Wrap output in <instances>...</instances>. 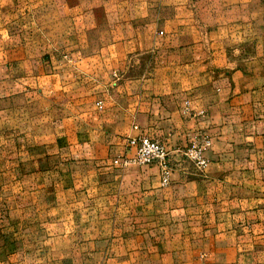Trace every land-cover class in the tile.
<instances>
[{
    "label": "crops",
    "instance_id": "crops-1",
    "mask_svg": "<svg viewBox=\"0 0 264 264\" xmlns=\"http://www.w3.org/2000/svg\"><path fill=\"white\" fill-rule=\"evenodd\" d=\"M103 3L109 36L74 65L41 36L57 0H0V264H264V0ZM140 135L168 185L114 165Z\"/></svg>",
    "mask_w": 264,
    "mask_h": 264
},
{
    "label": "rangeland",
    "instance_id": "rangeland-1",
    "mask_svg": "<svg viewBox=\"0 0 264 264\" xmlns=\"http://www.w3.org/2000/svg\"><path fill=\"white\" fill-rule=\"evenodd\" d=\"M66 1L72 2L74 5V29H73V35L70 37H67L66 30ZM106 0H57L58 2V9L54 8L48 12L55 15V13H58V19L56 17H50L47 19V23L44 24L41 29V36H43L44 39H46L45 44H47L50 48H58L60 52H65L64 57L66 60H72L74 65H78L83 59H85L86 56H82L83 51L85 54L91 53L100 45V40L104 36H109L105 33V10L103 6V2ZM109 1V0H108ZM126 1V0H124ZM62 3V4H61ZM71 3V4H72ZM47 10H43V13H46ZM65 12V13H64ZM63 23V24H61ZM56 24H59V30H56ZM55 37H58V40L55 39ZM71 44L67 47V44ZM58 44V46H57ZM91 52H88V51ZM80 55H75V54ZM74 55V56H73ZM35 97V96H34ZM1 100V99H0ZM34 101V100H33ZM18 100L11 101V104L15 103L18 104ZM32 104H35L33 102ZM37 104L40 105V103ZM6 105H2L0 103V116L2 114V111L7 110L5 116H18V106H15L16 111H12L11 107L14 106H8L4 107ZM38 109V106H37ZM11 110V112H10ZM26 116H36V112L34 110V105L27 106L26 110ZM44 125V124H43ZM43 132H46L45 125L42 127ZM139 166V165H137ZM95 187V186H94ZM49 203V202H48ZM12 208H17L16 204H13V202L10 204ZM5 206V209H4ZM8 207V203L3 202L0 200V214L3 216L2 212L6 211ZM13 211V209H12ZM3 220L4 224L8 223V220L6 218L0 217V225H2ZM18 217H12L11 224L17 223ZM26 222H29L28 219H26Z\"/></svg>",
    "mask_w": 264,
    "mask_h": 264
},
{
    "label": "built area",
    "instance_id": "built-area-1",
    "mask_svg": "<svg viewBox=\"0 0 264 264\" xmlns=\"http://www.w3.org/2000/svg\"><path fill=\"white\" fill-rule=\"evenodd\" d=\"M102 106V103H99ZM128 148L132 151L130 156L119 157L113 160L114 165L123 169L131 165L150 166L158 165L161 168L162 182L168 185L170 182L171 167L169 162V152L166 147L153 140L147 135H140L128 139ZM212 141L209 138L195 141L186 151V155L193 160L200 170H205L208 160L205 152L211 147Z\"/></svg>",
    "mask_w": 264,
    "mask_h": 264
}]
</instances>
